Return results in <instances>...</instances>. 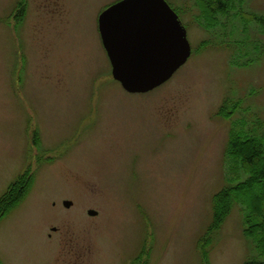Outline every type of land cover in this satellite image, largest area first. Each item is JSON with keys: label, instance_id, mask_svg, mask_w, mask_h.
<instances>
[{"label": "rangeland", "instance_id": "1", "mask_svg": "<svg viewBox=\"0 0 264 264\" xmlns=\"http://www.w3.org/2000/svg\"><path fill=\"white\" fill-rule=\"evenodd\" d=\"M112 1L0 0V194L25 168L34 175L0 218L1 262L242 264L259 255L237 202L210 241L204 234L212 195L237 181L223 156L229 129L244 126L264 146V30L233 29L222 16L226 33L216 27L202 45L210 32L194 20V0H167L191 52L162 83L129 92L111 76L97 27ZM237 4L264 13V0ZM226 97L240 101L223 117L215 112Z\"/></svg>", "mask_w": 264, "mask_h": 264}, {"label": "trees", "instance_id": "2", "mask_svg": "<svg viewBox=\"0 0 264 264\" xmlns=\"http://www.w3.org/2000/svg\"><path fill=\"white\" fill-rule=\"evenodd\" d=\"M242 2L243 0L193 1L194 8L191 14L194 20L204 30L210 32L209 36L203 39L202 45L210 42L209 37L214 35L213 32L226 33V23H224L226 17L231 19L230 25L232 23L233 29L237 27V23L243 25L255 22L258 30L260 28L264 30V13L240 11L237 8L239 6L237 3ZM22 6L18 9L20 18L23 17ZM222 16H225L224 20H222ZM216 27L220 28L218 32H216ZM239 101L236 99L232 102L226 97L219 104L215 113L228 117L239 106ZM261 139L260 136L244 126L229 129L223 156L229 162L231 176L236 177L237 181L222 186L212 195L210 222L207 225V232L204 234L206 241H210L211 232L220 227L233 203L237 202L240 205L244 221L243 233L253 241L259 254L247 257L242 264H264V146ZM33 176V171L25 168L2 191L0 194V218L23 199L30 188ZM256 185L260 187L259 190L254 189ZM204 261L206 262V256H204ZM205 262L203 264H207ZM0 264H3L1 260Z\"/></svg>", "mask_w": 264, "mask_h": 264}, {"label": "water", "instance_id": "3", "mask_svg": "<svg viewBox=\"0 0 264 264\" xmlns=\"http://www.w3.org/2000/svg\"><path fill=\"white\" fill-rule=\"evenodd\" d=\"M97 26L111 75L129 92L162 83L191 52L186 27L167 0H116L98 13Z\"/></svg>", "mask_w": 264, "mask_h": 264}, {"label": "flooded vegetation", "instance_id": "4", "mask_svg": "<svg viewBox=\"0 0 264 264\" xmlns=\"http://www.w3.org/2000/svg\"><path fill=\"white\" fill-rule=\"evenodd\" d=\"M13 16H15V13L13 14Z\"/></svg>", "mask_w": 264, "mask_h": 264}]
</instances>
